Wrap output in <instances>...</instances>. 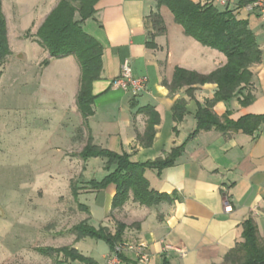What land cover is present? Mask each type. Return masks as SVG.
<instances>
[{"label": "crops", "instance_id": "1", "mask_svg": "<svg viewBox=\"0 0 264 264\" xmlns=\"http://www.w3.org/2000/svg\"><path fill=\"white\" fill-rule=\"evenodd\" d=\"M58 1L1 0L10 55L0 68V100L8 96L17 100L21 90L28 99H37L41 92L47 94L49 78L63 81L71 74L72 91L68 97L67 92L63 93L65 103L58 106L52 97L50 107L51 112L54 107L63 112L61 125L65 126V132L58 142L63 144L65 157L60 160L66 158L67 167H72L65 175L66 195L74 199L70 184L77 182L78 201H74L87 209L76 210L79 222L86 220L92 227L111 230L115 222L125 224L123 243L144 242L149 264H161L163 256L171 264H220L242 242V223L248 218L255 222L259 234L264 235V125L253 135L242 131L224 134L210 129L188 138L196 128L198 107H204L213 98L216 86L198 85L192 98L186 93L188 87L170 93L165 86L171 82L175 68L206 75L223 66L225 56L185 36L170 11L164 6L158 8L153 0L98 1L92 17L81 24L102 47V70L99 79L92 83L93 114L87 119V132L75 103L80 75L77 61L71 56L49 58L33 37ZM190 1L212 4L219 10L227 8L236 19L246 20L261 52L260 62L251 67V87L242 90L245 94L250 92L252 102L242 106L241 95H237L215 103L213 113L222 117L228 112V119L232 121L248 115H264V22L256 13L246 10L252 0H226V7L214 0ZM156 12L163 20L165 31L150 39L146 22ZM44 60H48L46 66L42 65ZM124 60L129 61L133 77H147L145 91L133 95L111 88V81L119 75ZM52 70L54 76H51ZM5 88H8L7 96L3 93ZM177 100L185 101L186 110L179 123L173 120L171 111ZM143 107L153 108L159 116L152 145L147 148L137 140L145 128L146 117L137 113ZM79 128L83 129L82 137H77ZM87 134L94 145L117 154L125 153L136 163L164 158L173 148L184 145L172 166L160 173L156 169H147L144 173L150 189L175 194L179 200L145 207L133 202L130 195L121 209L112 211L115 186L110 184L94 191L87 185L85 165L91 159L80 161L78 156ZM75 175L77 178L73 181ZM83 198L84 201L80 200ZM136 223L138 230L132 228ZM165 246L170 249L165 251ZM61 247L74 248L95 264H106L111 254L101 241L76 240L72 235ZM66 264L82 263L67 261Z\"/></svg>", "mask_w": 264, "mask_h": 264}, {"label": "trees", "instance_id": "2", "mask_svg": "<svg viewBox=\"0 0 264 264\" xmlns=\"http://www.w3.org/2000/svg\"><path fill=\"white\" fill-rule=\"evenodd\" d=\"M100 0H59L57 5L47 15L45 20L33 36L36 42L48 53L49 58L73 57L78 63L80 75L75 97L76 108L82 118V127L88 132L87 119L92 116V83L99 79L102 70V47L95 38L87 34L81 27L82 22L92 17L95 5ZM158 8L166 7L179 25L185 36L194 39L200 45L222 53L226 63L206 75L175 68L172 80L165 83L170 93L182 87H188L187 95L192 98L195 87L204 84H215V92L205 106H199L195 113L196 128L188 138H192L200 131L215 129L224 134L242 131L253 135L261 125H264V115L244 116L237 121L228 119V112L222 117L216 116L212 107L217 102H226L234 96L241 95L239 103L242 106L252 102L250 92L242 90L251 87L253 74L251 67L260 62L261 52L256 43L253 32L246 20H238L227 8L219 10L212 4L194 3L190 0H153ZM150 39L165 31L163 20L159 12L151 13L146 22ZM29 34H26V37ZM149 44V43H148ZM10 55L7 39L6 21L1 9L0 0V66ZM48 60L42 65L46 66ZM172 118L179 123L185 113V101L177 100L172 107ZM137 113L146 117L145 128L137 140L142 147H150L155 136V127L159 123L157 112L151 107H143ZM83 129L77 130V137H82ZM184 145L173 148L164 158L153 162L136 163L130 156L117 154L96 146L87 134L85 145L78 156L87 161L92 158L105 159L108 173L99 181L91 180L88 186L91 190L99 191L112 184L115 195L111 202V210L121 209L132 197L133 202L152 207L162 202L173 203L179 200L175 194L158 193L150 189L144 173L147 169H156L160 173L172 166L182 153ZM114 166L113 171L110 167ZM76 186L71 185L72 196L77 198ZM79 209L87 210L78 205ZM139 229V224L132 226ZM127 226L115 222L114 229L108 227H92L82 221L71 228V235L76 240L91 238L105 243L109 251L123 244V235ZM255 222L248 218L242 223V242L232 248L220 264H264V237L261 238ZM263 240V243H261ZM37 252L44 257L61 255L64 260H57L55 264H66L67 261H77L82 264H95L91 259L81 255L71 247L37 248ZM122 264H135L132 259L123 254H117ZM161 264H171L165 256Z\"/></svg>", "mask_w": 264, "mask_h": 264}, {"label": "rangeland", "instance_id": "3", "mask_svg": "<svg viewBox=\"0 0 264 264\" xmlns=\"http://www.w3.org/2000/svg\"><path fill=\"white\" fill-rule=\"evenodd\" d=\"M50 73L54 76L55 72ZM47 82V94L41 92L38 101L28 99L24 90L18 96L20 101L10 96L0 100V264L64 260L61 255L44 257L37 248L61 247L68 242L71 228L80 223L78 200L75 203L66 195L65 175L72 167H67L66 158L60 160L65 157L63 144L58 142L65 132L63 112L58 107L51 112L50 107L52 97L58 106L65 103L63 93L68 97L72 91L71 74L63 81L49 78ZM3 93L7 96L8 88ZM106 164L105 159L92 158L85 165V177L100 180L108 173ZM113 169L111 166L109 172Z\"/></svg>", "mask_w": 264, "mask_h": 264}, {"label": "built area", "instance_id": "4", "mask_svg": "<svg viewBox=\"0 0 264 264\" xmlns=\"http://www.w3.org/2000/svg\"><path fill=\"white\" fill-rule=\"evenodd\" d=\"M217 4L223 7L227 6L226 0H214ZM248 12L256 13L259 18L264 22V0H252L246 6ZM147 85V77H133L131 72V66L128 60H124L121 64L119 75L112 79L111 88L115 90H122L130 92L133 95H137L145 91ZM229 209L228 207L226 208ZM165 251L170 249L169 246H165ZM123 254L131 256V259L135 264H149V253L147 245L142 242L123 243L115 248V252H112L108 257L106 264H122L117 254ZM180 255H184L180 252Z\"/></svg>", "mask_w": 264, "mask_h": 264}]
</instances>
